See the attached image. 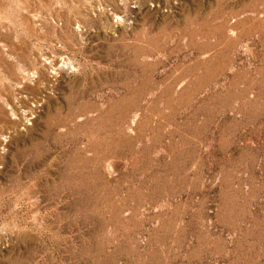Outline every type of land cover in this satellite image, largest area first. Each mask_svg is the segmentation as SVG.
Wrapping results in <instances>:
<instances>
[{"label":"rangeland","instance_id":"374dc122","mask_svg":"<svg viewBox=\"0 0 264 264\" xmlns=\"http://www.w3.org/2000/svg\"><path fill=\"white\" fill-rule=\"evenodd\" d=\"M0 264H264V0H0Z\"/></svg>","mask_w":264,"mask_h":264}]
</instances>
